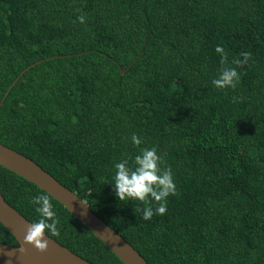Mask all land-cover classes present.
<instances>
[{
  "label": "trees",
  "instance_id": "trees-1",
  "mask_svg": "<svg viewBox=\"0 0 264 264\" xmlns=\"http://www.w3.org/2000/svg\"><path fill=\"white\" fill-rule=\"evenodd\" d=\"M217 45L230 67L252 55L235 89L212 84ZM31 65L0 107L3 146L74 192L148 264H264V0H0V102ZM145 147L176 185L149 221L112 185L114 164ZM0 192L39 219L31 199L45 192L1 166ZM51 203L60 235L45 234L92 264H122ZM0 242L18 246L1 223Z\"/></svg>",
  "mask_w": 264,
  "mask_h": 264
},
{
  "label": "water",
  "instance_id": "water-1",
  "mask_svg": "<svg viewBox=\"0 0 264 264\" xmlns=\"http://www.w3.org/2000/svg\"><path fill=\"white\" fill-rule=\"evenodd\" d=\"M20 73L11 83L0 102V107L10 89L30 67ZM122 73L124 71H121ZM0 166L34 184L60 203L78 222L99 239L122 264H148L144 258L117 232L97 217L85 202L74 192L63 186L53 176L22 154L0 143ZM0 223L14 237L17 247L0 242V264H92L45 234L48 250L40 253L24 242L27 227L25 217L16 212L0 192Z\"/></svg>",
  "mask_w": 264,
  "mask_h": 264
},
{
  "label": "clouds",
  "instance_id": "clouds-1",
  "mask_svg": "<svg viewBox=\"0 0 264 264\" xmlns=\"http://www.w3.org/2000/svg\"><path fill=\"white\" fill-rule=\"evenodd\" d=\"M79 11V10H78ZM80 24L86 21V15L77 17ZM215 52L220 56L222 65L218 76L212 80L217 89H235L240 83V74L237 68L247 65L252 59L250 52L243 51L239 57L234 58L231 63L235 67L228 66V53L222 45L215 47ZM233 97V102L237 101ZM134 146L143 143L142 139L133 134L131 137ZM131 159V165L129 163ZM129 159H122L114 164L115 174L113 176L114 191L119 201H140L145 205L142 209V219L149 221L154 215H164L167 212V198L176 195V185L170 167L162 168L164 163L162 155L158 154L156 147L142 148L139 154ZM155 202V207L152 202ZM39 219L27 227L24 242L33 246L40 253L48 250L49 241L45 239L46 231L51 236L59 237L60 219L51 203V197L47 193H41L32 197Z\"/></svg>",
  "mask_w": 264,
  "mask_h": 264
}]
</instances>
